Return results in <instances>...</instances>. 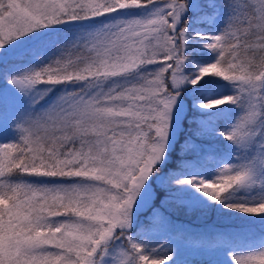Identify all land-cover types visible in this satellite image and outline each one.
Here are the masks:
<instances>
[{"label": "snow or ice", "instance_id": "obj_1", "mask_svg": "<svg viewBox=\"0 0 264 264\" xmlns=\"http://www.w3.org/2000/svg\"><path fill=\"white\" fill-rule=\"evenodd\" d=\"M6 126L0 264H264V0H0Z\"/></svg>", "mask_w": 264, "mask_h": 264}, {"label": "trees", "instance_id": "obj_2", "mask_svg": "<svg viewBox=\"0 0 264 264\" xmlns=\"http://www.w3.org/2000/svg\"><path fill=\"white\" fill-rule=\"evenodd\" d=\"M6 135H12L11 138H13L14 129L11 126H6ZM4 138V135L0 134V138ZM3 142L2 139H0V142ZM174 164L170 163L169 167H173ZM165 193L162 190L157 189L156 192V199L155 204L159 205L160 200L163 199ZM170 207L173 209L171 215L172 219L175 223L178 225L183 226V228L188 230L189 234H192L194 237H201L204 239H207L209 234L215 233V232H230L235 233L238 231H245L250 239H256L258 240L261 237V228L258 224H244L242 221L233 219H225L220 218L216 216L213 213L208 214H201L199 212H191L192 215L188 218H182L183 216L181 214V211L188 212L187 209L178 207L176 205H170ZM178 209V210H177ZM148 215V212H145L144 215L140 217L141 221L144 220V217ZM163 242V241H161ZM178 244V248L187 250L190 252V250L198 251L194 248L195 239L189 238L188 236H185L184 238L178 239L175 241ZM243 241H241L242 243ZM205 251V250H200ZM209 252V251H205ZM187 257V256H186ZM186 259L187 261L191 262H185V264H227V259L225 256H217L215 258H200V259H194L188 256V258H180L178 256L177 260ZM181 263V262H179Z\"/></svg>", "mask_w": 264, "mask_h": 264}, {"label": "rangeland", "instance_id": "obj_3", "mask_svg": "<svg viewBox=\"0 0 264 264\" xmlns=\"http://www.w3.org/2000/svg\"><path fill=\"white\" fill-rule=\"evenodd\" d=\"M5 134H6V130L4 129V138L2 137L0 139H2L3 142H12V139H13V138H11L12 135H6L5 136ZM181 213H183V214H181L183 216L182 218H188V217H190L192 215L191 212L187 213V212L181 211ZM178 256L180 258H188V256H190L191 258H194V259H200V258H210L211 259V258H215L217 256H222L223 257L224 254H222V253L215 254V253H212V252L194 251V250H190V252H189L187 250H183V249L178 248L177 249V258H178ZM178 261L181 262L179 264H185V262L187 260L186 259H181V260H178ZM187 262L189 263L191 261H187Z\"/></svg>", "mask_w": 264, "mask_h": 264}]
</instances>
